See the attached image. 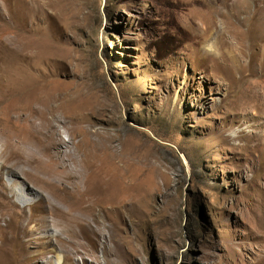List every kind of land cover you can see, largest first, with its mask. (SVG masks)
<instances>
[{
    "label": "rangeland",
    "instance_id": "374dc122",
    "mask_svg": "<svg viewBox=\"0 0 264 264\" xmlns=\"http://www.w3.org/2000/svg\"><path fill=\"white\" fill-rule=\"evenodd\" d=\"M187 1L0 0V86L19 69L34 90L8 114L0 105V147L13 141L22 161L0 160V194L18 224L28 206L8 171L33 202L52 201L20 173L45 135L25 119L43 97L59 109L51 151L87 137L116 174L117 203L96 206L101 231L72 264H264V0H217L214 24ZM61 115L80 118L75 138Z\"/></svg>",
    "mask_w": 264,
    "mask_h": 264
},
{
    "label": "bare ground",
    "instance_id": "6f19581e",
    "mask_svg": "<svg viewBox=\"0 0 264 264\" xmlns=\"http://www.w3.org/2000/svg\"><path fill=\"white\" fill-rule=\"evenodd\" d=\"M187 3L193 7L206 8L207 12L202 15L208 19L209 23L214 24L217 21V16H219L217 0H188ZM244 3L246 5L248 0H245ZM260 17L264 23V14ZM213 27L215 26L210 24L209 32L212 34L217 31ZM220 35L214 39L216 43L219 42ZM214 40L212 38L203 39L201 44L206 45ZM210 51L215 52V50ZM210 51L206 52L214 54L216 57L219 55L217 52ZM219 58L221 57L219 56ZM18 71L19 69H15V75L9 76V78H13L14 85L0 86V105H4L6 114L11 110L18 109L17 107L24 104V101L26 103L32 101L31 95L34 90L29 89L31 87L24 82L22 72L18 73ZM3 83L5 84V82ZM42 99L38 104L40 106L30 108L31 110L24 117L29 120L30 115L33 116L39 122L37 126L45 131V135L38 143L40 146L37 152L35 144L34 151L30 148L34 154L29 160L23 162L28 167L31 164L32 168L30 170L21 168L20 173L33 186L37 185L36 188L39 191H48L52 201L43 204L42 201L45 202V198H37L38 200L33 202V198L36 197L35 191L25 186L23 181L18 180L13 174L14 172L8 171L7 174L12 178L10 179V192L23 206H28V214L24 218L25 224H18L19 217H16L9 202L6 203L4 196L0 194V264H36L39 259L41 264H72V256L89 255L91 237L98 236L101 231L100 225H102V222L94 219L96 217L93 214L94 209L99 206L100 211L106 212L103 207L117 203L116 199L119 198L118 196L114 199V192H112L116 174L103 165L105 159L103 144L96 142L98 145L100 144V148L96 143L91 142L92 140L82 137L75 143L66 141L71 145L72 151H51L52 146L49 145L46 133L54 128L53 125L56 122L54 114L59 109L54 104V100H48V105L44 106ZM61 117L63 121L69 119L66 123L69 125L70 134L75 138L76 127L73 121H78L80 118L66 117L65 115H61ZM2 123L3 119L0 116V126ZM37 131L36 128L33 134L36 135ZM18 135L23 143H26L28 147H33L32 144L35 143V140L30 134L28 136ZM16 149L13 141L5 140L3 142L0 147L2 165L3 161L8 162L11 158L15 160L11 167H19L18 162L22 161L21 157L19 158L16 154ZM77 154L80 157L77 158ZM38 155L47 158V161L45 163L37 162L35 156ZM70 165L73 166L71 169ZM73 168L77 170H73ZM10 171L12 170L10 169ZM55 178L70 185L69 191L64 192V196L54 190L53 179ZM72 178H76L77 181H73ZM39 203L41 205H38ZM82 216L88 219H83ZM53 254H55V258L52 260L49 256L53 257Z\"/></svg>",
    "mask_w": 264,
    "mask_h": 264
}]
</instances>
